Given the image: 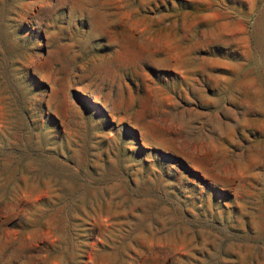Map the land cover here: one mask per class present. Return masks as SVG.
<instances>
[{
    "label": "rangeland",
    "instance_id": "374dc122",
    "mask_svg": "<svg viewBox=\"0 0 264 264\" xmlns=\"http://www.w3.org/2000/svg\"><path fill=\"white\" fill-rule=\"evenodd\" d=\"M0 264H264V0H0Z\"/></svg>",
    "mask_w": 264,
    "mask_h": 264
}]
</instances>
